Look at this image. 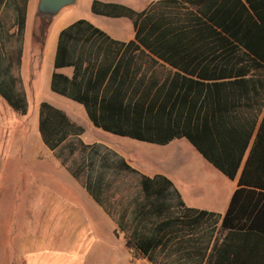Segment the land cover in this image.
<instances>
[{
    "label": "trees",
    "instance_id": "16d2710c",
    "mask_svg": "<svg viewBox=\"0 0 264 264\" xmlns=\"http://www.w3.org/2000/svg\"><path fill=\"white\" fill-rule=\"evenodd\" d=\"M27 1L0 0V94L21 114ZM91 11L128 17L134 38L113 39L84 18L70 23L54 65L73 74L55 71L51 89L81 103L105 131L156 144L184 137L229 178L246 157L240 187L224 215L188 207L166 176L84 142L83 128L47 102L39 110L44 143L151 264H229L228 249L213 241L218 229L264 233V191L250 225L236 208L254 165L264 171V0H159L140 12L93 0Z\"/></svg>",
    "mask_w": 264,
    "mask_h": 264
},
{
    "label": "crops",
    "instance_id": "0c3cea01",
    "mask_svg": "<svg viewBox=\"0 0 264 264\" xmlns=\"http://www.w3.org/2000/svg\"><path fill=\"white\" fill-rule=\"evenodd\" d=\"M92 1L89 0L86 20L113 39L126 42L134 38L131 19L95 14L91 11ZM100 1L142 11L157 0ZM37 2L27 1L20 66L27 113L16 111L0 94V264H151L139 252L140 258H135V246L124 231L44 143L39 131L41 102L64 111L71 121L81 125V137L86 143L106 144L147 176H166L188 207L224 215L240 187L246 157L236 176L229 178L184 137L156 144L96 127L81 103L51 89L55 71L68 77L73 74V67L55 68L54 64L59 32L77 19L61 23L53 39H48L49 32L45 41L36 40L37 31L32 26L35 15L40 17L36 13ZM247 179L252 185L241 186L245 190L236 206L246 210L239 219L246 226L253 222L256 210L250 217L248 214L259 192L264 191L258 185L264 183V171L257 163ZM247 230L245 227L236 234H227L223 229L220 238L215 234L213 241H222V248L229 251V264H264V233ZM203 264L208 263L205 260Z\"/></svg>",
    "mask_w": 264,
    "mask_h": 264
},
{
    "label": "rangeland",
    "instance_id": "374dc122",
    "mask_svg": "<svg viewBox=\"0 0 264 264\" xmlns=\"http://www.w3.org/2000/svg\"><path fill=\"white\" fill-rule=\"evenodd\" d=\"M157 1H159V0H157ZM157 1H153L150 4L157 2ZM89 10H90L89 0H78L74 7L73 6L68 7L65 10H63L61 15L57 19H55L54 21H49L47 19L45 20V19H42L41 17H38L36 15H35V19H34V14H33L32 19H34V21H33L32 28L37 31V37L35 39L45 41L47 39V36L49 35V32H50V35L48 36V39L49 40L53 39L54 33L56 32V30L58 29V27L61 23H70L71 21H74V20L79 19V18H85L86 19V17L89 14ZM137 12H140V11H137ZM31 22H32V20H31ZM32 28L29 29L30 32H31ZM24 35H25V33H24ZM30 38H31V34L29 35V40H30ZM23 43H24V38H23ZM22 82H23V80H22ZM23 85H24V82H23ZM24 89H25V86H24ZM41 95L42 96L44 95L43 92ZM26 98H27V95H26ZM34 99L36 100V96ZM32 101H33V98L31 97V102ZM27 103H28V99H27ZM31 117L33 118V113H31ZM90 132L93 134V132L91 130H90ZM95 135H98V133L96 132ZM98 137H100V136H98ZM90 144H92V143H90ZM206 185L208 186V185H210V183L206 184ZM16 233L18 234L19 231H16ZM215 234H216L217 238H220L221 231L218 229L215 232ZM133 255L135 256V258H140V254H138V251L136 249L134 250Z\"/></svg>",
    "mask_w": 264,
    "mask_h": 264
},
{
    "label": "water",
    "instance_id": "95a60500",
    "mask_svg": "<svg viewBox=\"0 0 264 264\" xmlns=\"http://www.w3.org/2000/svg\"><path fill=\"white\" fill-rule=\"evenodd\" d=\"M78 0H38L36 13L49 21L55 19L60 12L70 6H74Z\"/></svg>",
    "mask_w": 264,
    "mask_h": 264
}]
</instances>
